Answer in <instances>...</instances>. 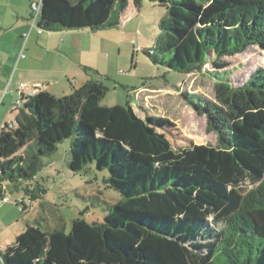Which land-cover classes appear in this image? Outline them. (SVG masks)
Listing matches in <instances>:
<instances>
[{"label":"trees","instance_id":"obj_1","mask_svg":"<svg viewBox=\"0 0 264 264\" xmlns=\"http://www.w3.org/2000/svg\"><path fill=\"white\" fill-rule=\"evenodd\" d=\"M145 1L42 0L38 30L115 29L130 3L140 9ZM149 2L168 16L156 50L145 54L170 74L213 81L215 100L182 97L219 143L173 149L132 102L103 106L108 89L94 77L63 97L22 95L15 122L0 132V204L8 188L30 203L44 199L36 180L43 158L71 139V171L95 164L121 199L103 222L78 217L70 233L30 226L0 253L4 264H264V66L237 80L225 60L264 49V0Z\"/></svg>","mask_w":264,"mask_h":264},{"label":"rangeland","instance_id":"obj_2","mask_svg":"<svg viewBox=\"0 0 264 264\" xmlns=\"http://www.w3.org/2000/svg\"><path fill=\"white\" fill-rule=\"evenodd\" d=\"M33 16L35 18V14ZM167 16L165 7L149 0L143 2L140 9L132 4L118 28L97 34L77 32L75 35L82 37L73 40H80L81 47L72 49L70 57L92 65L93 70L98 72L95 78L108 89L102 100L103 106L132 102L139 117L155 132L168 138L173 149L205 144L216 146L219 139L208 131L207 117L199 116L182 97L183 93L196 94L202 99L215 100L213 81L199 72L187 76L176 72L170 74L168 68L156 65L145 54V51L156 50L158 38L164 35L160 23ZM36 19L38 30L40 18ZM64 33L71 35L68 34L70 32ZM9 43H5L7 48ZM157 56L162 61L170 59L169 53H157ZM225 60L230 64L229 70L234 72L233 77L239 80L264 66V49L252 46L244 54ZM211 70V65L204 68V71ZM67 86L71 93L72 84L69 81ZM63 96V93L58 95ZM19 97L14 100H19ZM8 122H15L13 114H9ZM71 142L72 139L66 140L58 145L54 156L43 158L44 166L36 180L47 189L44 199L30 203L22 191L8 188V202L0 204V253L5 254L30 226L45 230L64 228L66 233H70L78 217L90 223L103 222L121 199L118 192L105 188L104 178L108 172L98 171L95 164L81 174L71 171ZM22 200L25 207L16 206ZM1 258L0 255V264H4Z\"/></svg>","mask_w":264,"mask_h":264},{"label":"crops","instance_id":"obj_3","mask_svg":"<svg viewBox=\"0 0 264 264\" xmlns=\"http://www.w3.org/2000/svg\"><path fill=\"white\" fill-rule=\"evenodd\" d=\"M33 1L0 0V132L9 123V114L16 117L19 112L20 99L14 100L18 95L43 91L57 97L59 93L69 95L67 81L79 88L95 78L92 65L70 57L72 49L81 47L80 40L73 39L82 36L75 35L77 32L68 33L70 36L39 32L38 21L32 22ZM6 41H10L9 48Z\"/></svg>","mask_w":264,"mask_h":264},{"label":"built area","instance_id":"obj_4","mask_svg":"<svg viewBox=\"0 0 264 264\" xmlns=\"http://www.w3.org/2000/svg\"><path fill=\"white\" fill-rule=\"evenodd\" d=\"M31 8L33 10V14H35L34 20H37L36 18L39 16L40 11L42 10V0H34L31 3ZM22 57H24V55H22ZM23 86V84H20V88H23ZM6 201L8 202L7 198L4 199V202Z\"/></svg>","mask_w":264,"mask_h":264}]
</instances>
